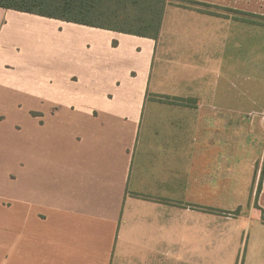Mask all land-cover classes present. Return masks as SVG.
Instances as JSON below:
<instances>
[{
	"label": "crops",
	"instance_id": "crops-1",
	"mask_svg": "<svg viewBox=\"0 0 264 264\" xmlns=\"http://www.w3.org/2000/svg\"><path fill=\"white\" fill-rule=\"evenodd\" d=\"M263 216L264 0L157 39L0 8V264H264Z\"/></svg>",
	"mask_w": 264,
	"mask_h": 264
},
{
	"label": "trees",
	"instance_id": "trees-1",
	"mask_svg": "<svg viewBox=\"0 0 264 264\" xmlns=\"http://www.w3.org/2000/svg\"><path fill=\"white\" fill-rule=\"evenodd\" d=\"M168 0H0V8L157 39ZM202 13L207 5L192 2ZM264 222V216L262 218Z\"/></svg>",
	"mask_w": 264,
	"mask_h": 264
},
{
	"label": "rangeland",
	"instance_id": "rangeland-1",
	"mask_svg": "<svg viewBox=\"0 0 264 264\" xmlns=\"http://www.w3.org/2000/svg\"><path fill=\"white\" fill-rule=\"evenodd\" d=\"M25 22V23H24ZM22 22L25 26H28V30L33 31V30H42L45 29V24L44 22H40L38 20H27Z\"/></svg>",
	"mask_w": 264,
	"mask_h": 264
}]
</instances>
